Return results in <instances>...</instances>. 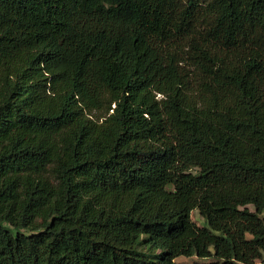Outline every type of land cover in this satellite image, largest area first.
Segmentation results:
<instances>
[{"label":"trees","instance_id":"trees-1","mask_svg":"<svg viewBox=\"0 0 264 264\" xmlns=\"http://www.w3.org/2000/svg\"><path fill=\"white\" fill-rule=\"evenodd\" d=\"M180 257H264V0H0V264Z\"/></svg>","mask_w":264,"mask_h":264},{"label":"rangeland","instance_id":"rangeland-1","mask_svg":"<svg viewBox=\"0 0 264 264\" xmlns=\"http://www.w3.org/2000/svg\"><path fill=\"white\" fill-rule=\"evenodd\" d=\"M193 220L198 223L199 225H204L205 220L204 218L199 214V211L196 210L192 213ZM195 258H186V257H180L177 259L178 263H183V264H191Z\"/></svg>","mask_w":264,"mask_h":264},{"label":"built area","instance_id":"built-area-1","mask_svg":"<svg viewBox=\"0 0 264 264\" xmlns=\"http://www.w3.org/2000/svg\"><path fill=\"white\" fill-rule=\"evenodd\" d=\"M255 264H264V257L259 259Z\"/></svg>","mask_w":264,"mask_h":264}]
</instances>
